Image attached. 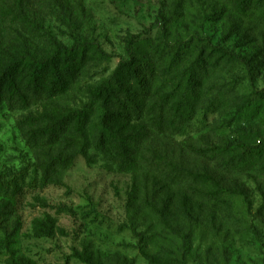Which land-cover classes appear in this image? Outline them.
Wrapping results in <instances>:
<instances>
[{"label": "rangeland", "instance_id": "rangeland-1", "mask_svg": "<svg viewBox=\"0 0 264 264\" xmlns=\"http://www.w3.org/2000/svg\"><path fill=\"white\" fill-rule=\"evenodd\" d=\"M252 1L242 14L237 0H0V69L73 42L108 55L52 98L0 95V183L12 181L0 264H264V0ZM131 56L154 74L136 92L142 115L112 124L125 150L95 147L94 106L86 153L43 181L34 137ZM231 140L244 145L224 150Z\"/></svg>", "mask_w": 264, "mask_h": 264}, {"label": "trees", "instance_id": "trees-1", "mask_svg": "<svg viewBox=\"0 0 264 264\" xmlns=\"http://www.w3.org/2000/svg\"><path fill=\"white\" fill-rule=\"evenodd\" d=\"M237 1L238 11L242 14L249 12L253 6L252 0ZM172 48L173 45L168 47L169 67L175 65L179 59V53H172ZM91 55L98 59H106L108 56L99 46L88 42H73L70 46L59 44L44 56L19 54L0 69V95L13 101H26L28 95L36 96L44 93L52 98L62 94L68 91L82 66L90 61ZM152 68L153 64L150 65L148 61L141 60L138 56L119 61L113 73L90 89L87 104L70 110L62 117H50L46 121L37 137L33 136L35 141L31 144L35 151L46 148L45 145L48 146L44 156L39 153L37 158L38 171L43 181L55 183L57 175L65 171L76 154L86 153L83 150V143H87L89 138L79 132L89 123L90 114L88 112L94 106L100 107L101 111L99 135L95 139V147L104 153H108L109 149L115 153L125 150V148L121 149V142H118L119 137L114 135L112 124L119 119H133L134 114L142 115L143 98L139 94L136 95V92L146 91L142 89L147 85V79L152 78L154 74L152 72L154 68L153 70ZM182 101L185 102V100ZM72 126L78 127L75 137H72L70 133ZM243 145L240 140H231L223 148L230 151L243 147ZM64 150H68L70 154L66 156ZM0 187L8 195L12 188V181L10 183L1 182ZM140 251L145 257H149L142 247ZM156 261L163 263L161 258H157Z\"/></svg>", "mask_w": 264, "mask_h": 264}]
</instances>
